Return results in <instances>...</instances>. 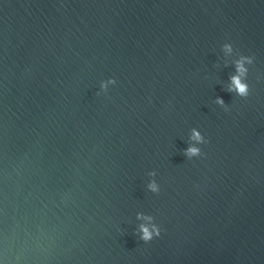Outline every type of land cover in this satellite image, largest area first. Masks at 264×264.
Segmentation results:
<instances>
[{
    "label": "water",
    "instance_id": "water-1",
    "mask_svg": "<svg viewBox=\"0 0 264 264\" xmlns=\"http://www.w3.org/2000/svg\"><path fill=\"white\" fill-rule=\"evenodd\" d=\"M0 264H264V0H0Z\"/></svg>",
    "mask_w": 264,
    "mask_h": 264
},
{
    "label": "clouds",
    "instance_id": "clouds-1",
    "mask_svg": "<svg viewBox=\"0 0 264 264\" xmlns=\"http://www.w3.org/2000/svg\"><path fill=\"white\" fill-rule=\"evenodd\" d=\"M225 49L227 51H231V48L228 45H225ZM245 60H248V62L251 63V60L247 57H242L241 60L236 62V69H237L238 75L231 77V86L229 88V91L235 90L241 96H247V94H248V85L246 83H243L241 80V77L244 76L246 74V71H247V69H245V67H244V61ZM107 83H115V81L109 80ZM101 87L106 88L107 84L104 83L101 85ZM217 102L223 104V100L218 99ZM192 139L197 141V142H200L202 140L200 134L198 132H196L195 130H193ZM198 154H199V149L196 147H189L186 150V155H188V156H194V155H198ZM149 187L151 188L152 191H157V186L155 185V183L150 184ZM141 230L143 232V236L141 238L144 241H149L152 239L153 232L150 231L148 229V227L142 225ZM155 234L157 236H159V234H160L159 230H155Z\"/></svg>",
    "mask_w": 264,
    "mask_h": 264
}]
</instances>
